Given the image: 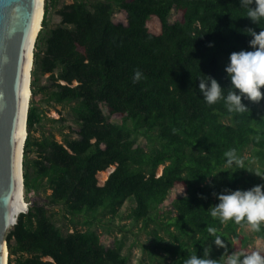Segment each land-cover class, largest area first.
<instances>
[{"label":"trees","instance_id":"16d2710c","mask_svg":"<svg viewBox=\"0 0 264 264\" xmlns=\"http://www.w3.org/2000/svg\"><path fill=\"white\" fill-rule=\"evenodd\" d=\"M56 4L45 0L34 47L23 153L30 204L7 233L8 264H129L123 237L106 246L93 228L110 223L127 202V218L152 236L142 246L152 264H183L192 254L202 257L208 244L210 258L221 260L225 249L214 245L208 227L229 254L264 255L249 247L252 237L264 239V223L247 233L243 222L222 224L208 211L219 203L213 192L264 183L246 170L264 174V100L242 101L249 110L230 113L223 100L205 102L198 80L215 78L226 95L230 54L251 51L252 37L243 30L258 33L264 20L253 24L240 0H74L56 9L60 21L44 35ZM116 8L126 12L127 24L114 21ZM136 70L144 77L138 83ZM43 102L68 106L77 130H45ZM229 149L243 159V169L225 168ZM112 165L99 184L98 173ZM176 188L181 192L171 198L172 208L163 211Z\"/></svg>","mask_w":264,"mask_h":264},{"label":"clouds","instance_id":"9594fccd","mask_svg":"<svg viewBox=\"0 0 264 264\" xmlns=\"http://www.w3.org/2000/svg\"><path fill=\"white\" fill-rule=\"evenodd\" d=\"M241 7L247 9L246 17L253 24H259L264 20V0H240ZM243 33L252 37L249 41L251 51L241 50L233 52L229 56V63L225 66L226 78L230 81L227 94L224 87L213 77L204 75L199 78V92L205 102L211 106L223 100L228 112L245 113L249 110L242 101L259 103L264 100V29L257 33L254 28H246ZM213 46L212 44L209 45ZM143 73L136 70L133 82L138 83L143 79ZM226 158L225 168L235 165L244 168V161L237 157L235 149L224 152ZM250 173L264 179V174L258 171L246 169ZM217 174L205 175L215 177ZM209 186L211 181L207 180ZM217 197L219 203L211 206L208 211L214 219H219L222 224L234 221L235 224H246L253 232H259L261 224L264 223V183L254 185L247 190L224 189L221 193H212ZM207 197L201 196V199ZM185 199H187L185 195ZM207 232L214 237L213 243L217 248L225 249L221 260L210 258L212 244L204 247L203 256L190 255L183 260V264H264V255L261 251H252L250 254L233 251L228 253V245L221 236L217 235L214 227H208Z\"/></svg>","mask_w":264,"mask_h":264},{"label":"water","instance_id":"95a60500","mask_svg":"<svg viewBox=\"0 0 264 264\" xmlns=\"http://www.w3.org/2000/svg\"><path fill=\"white\" fill-rule=\"evenodd\" d=\"M39 15L40 0H0V264H6L7 233L16 224L19 214L29 207L28 203L18 207V199L24 187L23 153L30 102V98L25 102L24 94L27 74L31 91L37 36L29 70L27 59ZM22 124L26 134L21 143Z\"/></svg>","mask_w":264,"mask_h":264},{"label":"rangeland","instance_id":"374dc122","mask_svg":"<svg viewBox=\"0 0 264 264\" xmlns=\"http://www.w3.org/2000/svg\"><path fill=\"white\" fill-rule=\"evenodd\" d=\"M73 1L74 0H57L56 6L50 10L48 17V27L47 29L44 30L43 32L44 35H46L48 30L50 28L55 27L60 21V16L57 15L56 9L61 7L63 4L71 3ZM113 18L116 23L127 24V14L124 10L116 8ZM175 18H176L175 13H173L170 16V21L171 22L175 21ZM151 21H152V17L148 18L147 24L150 25ZM42 81L44 82V78H42ZM40 111H42L43 114V120L46 126L45 130H47L49 127H52L54 125L55 126L65 125L66 132L69 131V127L71 126H72V128H70L71 130H75V131L77 130V127L74 126L72 123L74 113L68 106L47 104L43 102L40 104ZM51 119H56L59 122L55 123ZM43 130L39 128L35 132V135L37 137H41L43 135L42 134ZM56 135L59 140L62 139V137L58 134V132H56ZM137 141L144 148H148V141L146 140V138L142 136H138ZM246 155L248 156L249 153ZM32 156L34 157V155ZM114 168L115 166L112 165L110 173L114 170ZM162 168H163L162 166L159 168L158 174L161 173ZM109 174L100 171L97 175L99 184H103L107 179V177L109 176ZM180 192L181 190L179 188L172 190L169 198L162 205L163 211L166 212L172 208L171 198L177 196ZM24 198L26 200V203L30 204L29 199L27 198V196H25V194H24ZM130 207L131 204L127 202L124 205V207L120 210L117 216H115L114 218L111 217L106 218L108 220H110L111 218L110 223H108L107 220H105L99 223H95L93 225V228L96 229L97 232L103 237V242L106 246H111L115 237H119V238L123 237L125 244L123 252L124 254L128 255L129 264H152V261L148 253L142 249L143 244L151 240L152 236L149 235L148 232L142 229V224L140 222L135 223L131 219L127 218ZM55 210L58 209L55 208ZM55 223L58 226L61 225V222L59 220H55ZM79 228L85 229L86 226L81 225ZM121 228L123 229L121 230ZM246 232L250 233V229L247 228ZM249 247L251 249L258 248L264 251V239L258 236L252 237Z\"/></svg>","mask_w":264,"mask_h":264},{"label":"bare ground","instance_id":"6f19581e","mask_svg":"<svg viewBox=\"0 0 264 264\" xmlns=\"http://www.w3.org/2000/svg\"><path fill=\"white\" fill-rule=\"evenodd\" d=\"M43 15H44V9H43V0H40V15H39V20L36 26V29L34 31L30 46H29V51H28V59H27V70H29L30 68V64H31V57H32V52L33 51V45L35 42V38L37 36V34L39 33L40 29H41V25H42V20H43ZM29 85V74H27V86H26V91L24 94V99L25 102H27V100L30 98L31 96V91L28 87ZM20 139H21V143L23 142L24 138H25V130H24V124H22L21 126V132H20ZM112 166H110L108 169L103 170L104 173L109 174L111 171ZM102 172V171H101ZM27 205L26 200L24 198V187H21V190L19 192V199H18V207H25ZM8 250L7 248L5 249V263L7 264L8 261Z\"/></svg>","mask_w":264,"mask_h":264},{"label":"built area","instance_id":"2783aa9c","mask_svg":"<svg viewBox=\"0 0 264 264\" xmlns=\"http://www.w3.org/2000/svg\"><path fill=\"white\" fill-rule=\"evenodd\" d=\"M35 194V192L32 190L31 192H30V196H33Z\"/></svg>","mask_w":264,"mask_h":264}]
</instances>
